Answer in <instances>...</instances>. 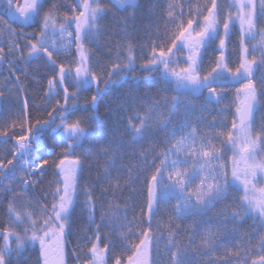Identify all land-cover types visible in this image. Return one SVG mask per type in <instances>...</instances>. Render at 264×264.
<instances>
[{
	"label": "snow or ice",
	"instance_id": "6c2138e0",
	"mask_svg": "<svg viewBox=\"0 0 264 264\" xmlns=\"http://www.w3.org/2000/svg\"><path fill=\"white\" fill-rule=\"evenodd\" d=\"M110 2L132 12L118 22L126 43L102 63L99 40L109 31L100 0H0V65L9 71L0 106L19 108L0 119V145L14 141L12 159L0 156V202L11 196L0 222V264H66L81 192L89 227L69 250L78 264H264V0H172L163 29L157 21L146 29L155 33L150 43L139 45L149 49L143 81L134 75L139 0ZM66 7L71 15L61 12ZM41 67L47 76L38 75ZM29 78L47 79L41 104L27 94ZM141 82L159 87L113 94ZM102 104L118 114L111 124L100 120ZM126 158L135 163L121 164ZM93 166L96 180L81 188ZM48 170L57 179L36 198L28 189ZM124 189L130 195L120 203ZM249 218L250 231L240 236Z\"/></svg>",
	"mask_w": 264,
	"mask_h": 264
},
{
	"label": "trees",
	"instance_id": "16d2710c",
	"mask_svg": "<svg viewBox=\"0 0 264 264\" xmlns=\"http://www.w3.org/2000/svg\"><path fill=\"white\" fill-rule=\"evenodd\" d=\"M170 2H172V0H139L140 8L137 9V19L135 22V27H136L137 31L133 33V36L135 38L134 42L138 41V46L136 49V51H137L136 71H135L134 75L137 78H139L141 81H143V78L148 75V73L141 70V65L145 62L144 61V54L147 51H149V49L144 48V50L141 51L139 45H147L150 43L148 37L150 35H154L155 33L150 31V30H146V29L153 28L157 21H158L161 29H163L164 19L162 17L166 16L167 5ZM176 2L180 3V2H182V0H176ZM227 2H228V0H225V3H227ZM70 3H71V0H66V4L70 5ZM100 3L106 9H108V14L101 21V24L106 30L109 31V34L108 35H102L100 40H99V50L101 53L99 58L101 59L102 63H108L109 60H112L115 58V51H116L117 42L126 43V41H122L121 36L117 34L119 27H120L118 22L123 20V18L125 16H129L131 14L132 10L129 9L128 11H123V12L119 11V10H117V8L113 7L110 0H100ZM195 3H204V0H194L193 6H195ZM64 11H69L68 7L61 9L62 13ZM149 11H153L156 13L155 20H153L151 17H149L147 15V13ZM226 11H227V9H226ZM0 14H2V12H0ZM69 14L71 15L70 11H69ZM141 14H143V18H141ZM14 27H17V26L15 25ZM131 27H132V24L130 22L129 28H131ZM32 30L33 29H31V28L25 29V31H32ZM233 33H234L233 42L235 43L237 36L235 35L236 31L234 29H233ZM89 47H92V46H89ZM109 49H111V51H109ZM93 51H95V48H93ZM58 59L61 61L65 60V58L63 56L59 57ZM232 60L234 61V64L232 66L235 67V64L238 63V57L233 56ZM206 63H207V61H206ZM6 67H7V62H4L2 65H0V78H2L4 75L5 76L8 75V71H7ZM20 67H23V65H20ZM16 74L19 75L20 73H16ZM38 75L47 76L48 73L46 72V70L43 67H41ZM25 84H26L28 96L33 99V102L35 104H41L42 101L40 100V97H42L44 94L43 90L47 88V79H43V80H40L39 83H35L31 78H29L27 81H25ZM158 87H159L158 83L154 84L151 88H149L148 85L146 83H143V82H141L139 85L124 84L123 87L115 90V92L113 94L114 95L132 94V95L143 96L145 92H151L154 94L157 91ZM136 88H138V91H135ZM130 89L133 91L130 92ZM172 94L174 95L175 93H172ZM82 96H87L90 98L91 93L85 92V93H82ZM200 100L202 101L203 98H200ZM199 102L200 101H197V103H199ZM81 103H83V99L81 100ZM10 108H11V111L13 113H15L19 110L18 107H11V105L8 102H5L2 106H0V119L7 120L9 118V109ZM128 114L130 115L131 113H128ZM98 115H99L100 120L102 122H106L108 124H111L112 119L117 118L118 114L116 112H109L108 108L102 104L100 106ZM213 115H215L214 112H213ZM208 119L210 120L211 117H208ZM231 119L232 118L230 116L229 120H228L229 126H230ZM201 127H203V126H201ZM203 130L207 131V129H203ZM121 131H123L122 126H121ZM157 138L163 139L162 134H161V136H159ZM13 143H14V141H11L7 145H0L2 147H6L4 152L0 153L1 156H2V154H4V157H5L4 163H7V160L12 159L10 152L12 150ZM145 146H147V145H145ZM162 147H163V145L160 146L161 149H162ZM158 150H160V149H158ZM228 157L229 158L231 157V152L228 153ZM101 159H103V158H101ZM13 163H16V161H13ZM128 163H135V161H130L129 159L126 158L124 161L121 162V164H128ZM9 167H11V166H9ZM229 170H230V159H229ZM113 174L115 175L116 173H113ZM120 175H125V173L122 172V173H120ZM96 176H97V173L95 171V166L92 167V170L90 172L88 170H86L84 172V178L81 180V188L86 186V184L88 183L89 180L95 181ZM42 179H43L42 184L38 183L34 186L35 192H36V197L39 199H43V192L49 191V188H48L49 183L55 181L57 179V177L54 176L52 170H48ZM8 181L9 180L3 181V184L7 185ZM137 188H138L137 196H136V200L134 201L136 203H138L142 199V197H140V195H139V185H137ZM96 195L97 196L100 195L99 187H97ZM129 195H130V191L128 189H124L121 200L119 202L123 203V200L125 198H127ZM234 195H238V194L234 193ZM4 196L6 198L3 199L2 202H0V222H3L5 220L4 210L7 207L8 199L11 198V196H9L6 193L4 194ZM48 199L50 200L51 197L49 196ZM84 200H85V196L83 195V192H81V194L79 196L80 205H78L77 213H76L78 219L76 220L75 224L73 225V229H72L73 235L68 237L69 243L66 246V256H65L66 264H78V262L74 258V255L69 250L77 247V245L80 244V238L83 236L84 230L89 227V225H88V213L80 211V208L83 207V201ZM229 202H231V197L229 199ZM171 203L175 204V201H172ZM221 207H223V205H221ZM168 211H170V207L166 206V209L162 214L163 220H167ZM99 216H100L99 211H97V213H96L97 221H99ZM131 217H132V209L129 208V219H131ZM250 225H251V219L249 218L240 226L241 227L240 236H243V234L245 232L250 231ZM201 234H203L202 230H200V232L197 234V236L195 238L197 243H200V235ZM2 243H3V240H2V237H0V244H2ZM165 243H166L165 239H162L160 241L161 249L164 247ZM236 243H237L236 240L232 241L233 245H235ZM245 243H247V242L245 241ZM258 244H259V236L254 235L253 239L251 241V245L253 247H255ZM13 246H15L14 242H13ZM85 251H86V249H85ZM153 259H157V256L155 255V253L153 254ZM109 264H111L110 260H109ZM159 264H166V260H160Z\"/></svg>",
	"mask_w": 264,
	"mask_h": 264
},
{
	"label": "rangeland",
	"instance_id": "374dc122",
	"mask_svg": "<svg viewBox=\"0 0 264 264\" xmlns=\"http://www.w3.org/2000/svg\"><path fill=\"white\" fill-rule=\"evenodd\" d=\"M257 3H258V0H257ZM233 11H234V9H233ZM15 25H13V27H14ZM238 28H239V25H238V22H237V26H236V28L234 29L236 32H238ZM6 46V45H5ZM6 69H7V71H8V64H7V67H6ZM9 77V71H8V75L7 76H3L2 78H0V85H3V83H4V81H5V79L6 78H8ZM201 98H203V97H201ZM258 116H259V113L257 114ZM6 149V147H2V146H0V153L1 152H4V150ZM8 150V149H7ZM232 155V154H231ZM262 155H264V154H262ZM0 156H1V154H0ZM2 156L4 157V154H2ZM230 167H231V162H230ZM21 174H22V171H20V170H17V172H16V177H17V179H19V177L21 176ZM36 177H34V179H35ZM11 179V177H9V180ZM8 183H9V181H8ZM7 183V184H8ZM14 187H16V189H17V191H19L20 190V185H13ZM11 199V198H10ZM18 207H22V204H20V203H18Z\"/></svg>",
	"mask_w": 264,
	"mask_h": 264
}]
</instances>
